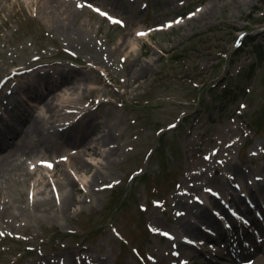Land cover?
<instances>
[{
	"label": "rangeland",
	"instance_id": "obj_1",
	"mask_svg": "<svg viewBox=\"0 0 264 264\" xmlns=\"http://www.w3.org/2000/svg\"><path fill=\"white\" fill-rule=\"evenodd\" d=\"M117 1L122 4L62 0L58 8L69 13L52 23L42 13L44 0H0V104L19 97L16 91L42 70L22 76L17 67L64 61L51 69L74 76L82 88L72 106L77 117L88 113L81 121L91 129L87 143L109 128L114 133L113 156L88 152L86 159L98 164L78 173L70 205L63 201L70 187L55 181H66L74 166L68 155L85 143L65 148L58 140L40 154L26 142L14 152L11 159L26 170L50 164L56 176L54 186L26 170L0 177V264H63L60 257L70 264H177L184 242L194 248L193 259L179 258L186 264H264L260 210L244 216L228 205L222 213L208 200L216 188L230 192V183L249 187L247 177L264 181V60L256 53L264 57V0ZM23 105L0 108V123L16 126L30 104L23 99ZM44 127L57 124L45 121ZM53 160L60 163L56 169ZM32 190L46 192L35 206L27 200ZM45 198L51 205H42ZM196 200L212 209L223 230L204 247L189 235L177 238L185 232L179 216L183 223L196 212ZM233 251L247 254L236 259L250 260L235 262Z\"/></svg>",
	"mask_w": 264,
	"mask_h": 264
},
{
	"label": "bare ground",
	"instance_id": "obj_2",
	"mask_svg": "<svg viewBox=\"0 0 264 264\" xmlns=\"http://www.w3.org/2000/svg\"><path fill=\"white\" fill-rule=\"evenodd\" d=\"M61 1L62 0H44L45 10L42 13L47 19L51 20L52 23L58 18L60 19L59 15L63 16V14L69 13L67 6L65 7L67 10L66 12L65 9H63L64 12H62V10L58 8V6L60 5L58 2ZM115 1L118 2L117 0ZM118 3L122 4L120 2ZM61 4L62 5L60 6H65L64 2H61ZM41 61L43 60L24 63L21 66L17 67L14 70V73L19 74V72L21 71H24L21 74L32 73L33 71L38 70V67H48L49 65L54 64L39 63L40 65H37V63ZM59 63L64 64V62ZM40 76L42 77L40 80H37L35 82H28L23 89L20 88L18 91H16V95L19 94V97H17L16 99L14 98L13 100L10 97L6 102L0 104V108L2 109V111H7L12 106L13 108L17 106L18 108L20 106H24L23 99L24 102L26 101L28 105L30 104L29 109H25L22 114L18 116L19 121L17 122L16 126L8 124L6 127L5 124L4 128H0V177H4L5 173L26 170L24 163H20L17 159L14 158L11 159L15 151L18 152L20 148H24L26 142H30V144H32L40 154H42L43 151L49 152L51 149H53L55 146L54 144L58 140L63 141L65 148L71 147L72 145H81L85 143L83 150L76 151L68 155L71 159H74V166L69 165L68 168L70 172L68 175L70 177L67 176L64 183L57 180L55 181L56 186L60 184L66 188L70 187L72 194H66L63 200L65 202L64 204L70 205L71 200L74 201V190L76 188V184H79L77 176L78 173L87 175L86 172L90 171L91 168L97 166L98 164L97 160L96 162L91 163L86 159L88 152H91L92 155L105 158L113 156L114 150L109 149V144L114 138V133L112 129L109 128L107 130V133H105L102 137L95 138L90 143H87V135L90 134L91 129L81 126V121L88 113L81 117H77L78 112L74 111V107L72 106L75 102L77 92L82 89L81 87H76L74 76L70 77V75L65 71L54 73L51 72V70L44 71L40 74ZM79 76L80 74L77 77ZM3 78H5V75L2 76L0 81ZM93 91H95V89H93ZM20 96H24L26 99L20 98ZM40 110L45 111L44 116L40 114L36 116V113ZM69 116L75 119L74 123H67V119L69 118ZM45 121H49L50 124H57V127H54L53 130L46 131L44 127ZM91 122L92 126L97 125V120L92 119ZM52 136H55L56 138H52ZM107 146H109L108 149L106 148ZM53 162L55 163V169L60 166L59 162H56L55 160H53ZM27 171L28 175L39 173L42 177L38 181L42 182V185H44L46 181L49 180L47 184L54 186V182L52 181V179L56 176V173L49 167H43L40 164H37L32 168L26 170L25 172L27 173ZM236 173L238 174V177L241 178L240 173L238 171ZM101 176L102 173L100 172V168H98V171L95 174V183L99 182ZM234 177H236V175ZM246 180L249 187L243 188V186H236L230 183V192H227L226 190H223L221 192L218 188H216L217 193L213 194L211 192V194L215 197L208 198V200H214V208L220 210L222 213L226 212V208L229 205L230 207L237 208V211L244 216H250L253 213L254 209L260 210V212L264 215V183H262L264 181H251L250 179H248V177L246 178ZM235 182L236 180L234 181V183ZM202 190L204 191L205 188H202ZM45 193V191H28L27 200L31 205L35 206L38 202L41 201L39 195ZM181 193L182 191H180L179 194ZM22 194L24 195L25 192H22ZM179 194L175 195V201H177ZM223 196H225V198ZM215 198L217 200H215ZM42 203L43 206L51 205V199L45 198L42 200ZM194 203L197 210L196 212L190 210L189 217L186 221L182 223V220L185 219V216H179V219L181 220L180 227L185 232H178L179 234L177 235V238L179 241H182L185 235H189L193 237V240H203L201 246L204 247V242L207 239L217 237L220 233L222 234L223 230L220 226L219 221L216 219L212 209L208 206L201 207L205 204V202L196 200ZM9 206H11L9 210L13 209V204ZM10 214L15 219L19 218V215L17 213L10 212ZM9 220L12 223H15V221L11 217H9ZM250 220H253V218L250 217ZM230 222L234 224L233 220H231ZM206 228L212 230L213 234L210 235ZM188 245L189 243L184 242L183 246L180 247L179 250H177V253L180 254V256L175 255L174 257V261L177 262V264H186L179 259L182 258L181 255L183 257L188 256L189 259L192 257V251L194 250V248L189 247ZM193 258L194 257H192L191 259ZM246 260L248 261L250 260V258L239 257L235 262H244ZM179 261H181V263H179ZM167 264L173 263L171 260H169ZM253 264H255V262H253Z\"/></svg>",
	"mask_w": 264,
	"mask_h": 264
},
{
	"label": "snow or ice",
	"instance_id": "obj_3",
	"mask_svg": "<svg viewBox=\"0 0 264 264\" xmlns=\"http://www.w3.org/2000/svg\"><path fill=\"white\" fill-rule=\"evenodd\" d=\"M97 11L99 12V9H97ZM101 15H105V16H107L108 14L107 13H103V12H101L100 13ZM112 23H116V24H122V21H119V20H115V19H112V21H111ZM180 21H176V23H179ZM168 27H170L171 25H167ZM147 35V33H145V32H137L136 33V36L137 37H144V36H146ZM205 159H208V157H205ZM222 163V162H221ZM51 166L52 165H47V167H49V168H51ZM206 191H210V189H206Z\"/></svg>",
	"mask_w": 264,
	"mask_h": 264
},
{
	"label": "trees",
	"instance_id": "obj_4",
	"mask_svg": "<svg viewBox=\"0 0 264 264\" xmlns=\"http://www.w3.org/2000/svg\"><path fill=\"white\" fill-rule=\"evenodd\" d=\"M256 48H258V47H256ZM256 51H257L256 53H258V55H260V54L262 55V51L260 49H256ZM261 55H260V58H259L260 61L264 60V57L263 56L261 57Z\"/></svg>",
	"mask_w": 264,
	"mask_h": 264
}]
</instances>
